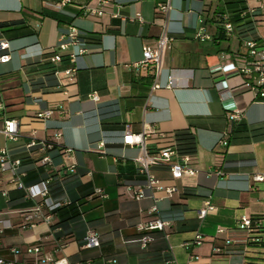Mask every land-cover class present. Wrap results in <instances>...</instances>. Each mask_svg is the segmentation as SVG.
Masks as SVG:
<instances>
[{
  "label": "crops",
  "instance_id": "1",
  "mask_svg": "<svg viewBox=\"0 0 264 264\" xmlns=\"http://www.w3.org/2000/svg\"><path fill=\"white\" fill-rule=\"evenodd\" d=\"M90 1L72 0L56 10L51 6L56 0H0V22L17 23L0 31L10 55L0 63V127L4 120H15L19 131L16 141L0 133V148L21 160L25 185L49 179V197L61 204L47 221L26 223L21 213L35 208L40 198L25 197L0 172V219L11 224L0 233V257H12L15 247L22 252L18 258H25V248L38 244L42 253L73 264H264V181L251 179L264 173V99L237 86L241 79L232 65L244 51V40L240 43L235 34L217 39L221 24L206 20L205 0H169L163 15L155 12L156 0H111L102 16L83 14L81 6ZM201 18L209 40L195 38ZM253 19L256 34L264 36V11L256 8ZM71 26L86 36L88 48L74 60L68 54L77 46L59 47ZM163 30L174 40L163 57L159 87L152 90L151 71L131 64ZM54 52L62 60L50 64L54 72L49 74L44 63ZM69 69L75 70L72 77L65 74ZM224 78L229 88L220 93L215 83ZM92 92L98 101L89 97ZM47 108L54 109L51 117L35 120ZM231 109L240 112V121L228 119ZM126 124L135 132L152 131L146 140L150 149L167 144L158 133L190 128L197 173L172 179L168 167H152L163 185H175L177 191L166 196L155 190V201L133 199L125 184L144 176L133 163L139 148L122 143ZM32 135L55 144L48 152L52 166L40 164L41 154L26 148ZM223 135L227 148L218 145ZM100 142L104 145L97 148ZM92 156L104 162L97 165ZM71 163L75 172L68 173ZM98 188L106 197L95 193ZM205 201L215 208L199 218ZM153 204L155 214L149 211ZM43 213L48 211L43 208ZM243 216L255 221L258 241L237 227ZM153 217L168 224L164 231H151L153 240L141 247L135 225ZM219 228L224 231L217 233ZM88 229L98 233V247H84ZM198 236L201 243L195 244ZM226 239L232 242L227 245Z\"/></svg>",
  "mask_w": 264,
  "mask_h": 264
},
{
  "label": "built area",
  "instance_id": "2",
  "mask_svg": "<svg viewBox=\"0 0 264 264\" xmlns=\"http://www.w3.org/2000/svg\"><path fill=\"white\" fill-rule=\"evenodd\" d=\"M94 1V4L91 3ZM90 2L81 6V10L85 15L102 16L105 12V7L111 0H91ZM211 2H219L221 0H205ZM246 1V10L242 13L252 15L254 17L256 8L264 11V0H254L257 4L252 5L249 1ZM72 0H56L51 6L60 10L65 5L70 4ZM170 9L169 0H156L155 2V12L157 15H163ZM217 18L222 20L221 26L226 35L233 34V25L229 21V15L218 14ZM201 25L198 31L195 33V38L200 41H205L211 39V35L205 30L203 25V19L201 18ZM174 38L169 35L165 30H163L156 39L154 46H147L142 52V57L140 60L131 64L134 69H148L153 74V84L151 89L154 90L159 87L157 81L160 70L163 64V57L168 49L171 48ZM75 45L78 47L76 52H70L68 54L71 60H74L75 56L78 54H83L88 51V48L79 39V34L74 27H69L66 33V39L63 40L59 47L61 50H66L70 46ZM8 43L4 40H0V63H6L10 59V55L5 50L8 49ZM244 51L242 53L236 54V61L232 65L233 73L240 77L241 82L237 85L239 89L248 91L253 94L255 99H264V36H257V38L245 39L243 41ZM222 58H229V54H223ZM62 60V56L59 53H52L50 61L52 63H58ZM74 69H69L65 71V74L72 77ZM172 81L170 80L167 87H171ZM217 90L222 93L225 89L229 88L226 78L219 80L215 83ZM89 97L93 101L99 100V95L96 92L90 93ZM4 108V105L0 103V110ZM60 110V109H59ZM54 109L47 108L37 112L34 116L37 121H45L49 119L53 114ZM61 112V110H60ZM228 119L232 122H238L241 120V114L238 110L231 109L228 114ZM152 131L143 127L142 131L135 132L130 129V124L125 125V130L122 136V143L124 145L136 146L139 148V154L133 158V163L135 164L136 172L139 175L144 176V180L141 182H130L125 184L127 193L135 200H141L146 197H151L154 201L156 197L153 191H162L166 196H172L173 193L177 191L175 185H163L158 178L152 173V167L166 166L172 179H179L183 176H192L197 173L195 164L193 161V156L190 154H179L175 147V137L174 133L165 134L158 133V136L166 140V145L150 149L146 140ZM0 133L3 134L8 140L16 141L19 137L18 124L15 120H4L2 127H0ZM60 134H55L58 137ZM104 143L100 142L97 148L103 147ZM218 145L227 148L229 146V140L226 135H223L219 141ZM27 149H36L40 154L38 159L39 163L42 165L52 166V159L48 155V152L55 148V144L48 139H36L33 135L26 143ZM65 152H71L70 148L65 149ZM103 153V151H100ZM66 170L68 173L75 172V164L71 163L67 166ZM0 172L8 176V182L12 184L16 189H21L24 191L25 197L35 198L39 197L40 202L38 205L30 211H25L21 213L22 218L26 223L32 222L36 219H41L47 221L50 218L49 212L57 209L61 204L51 201L49 197V189L47 186L48 180L41 181L40 183L34 185H25L23 178L26 176V172L21 170V160L12 159L10 157L9 151L6 147L0 148ZM217 175H221L222 171L220 169H215L213 171ZM253 182L264 181V173H255L251 177ZM95 193L101 197H106L105 192L102 189H96ZM3 195H6L5 190L2 191ZM43 208H45L48 213H43ZM214 206L209 202L205 201L203 208L198 210V217L204 218L209 212L214 210ZM151 213L155 214L157 212V207L153 204L149 210ZM1 214V212H0ZM0 233L4 229L11 227V224H3V220L0 219ZM168 224L167 221H163L159 217H153L147 221L139 222L135 225L136 231L139 233L137 241L140 243L141 247H146L148 243L153 240L151 236V231H164L165 226ZM237 227L245 232L247 238L251 241H258V227L250 217L243 216L237 222ZM223 228L217 229V233H222ZM167 236V235H166ZM84 247H98L100 245L99 235L96 231L88 229L83 237ZM232 242L231 239H226L225 243L228 245ZM195 244L201 243V237L198 236L194 240ZM189 244L185 243V246ZM10 252L12 257L4 258L0 257V264H73L64 257H53L49 254H44L41 251V247L38 244L27 246L24 250L25 258H18L22 254L19 248H11ZM191 258H197L195 255ZM173 262L169 260L168 263Z\"/></svg>",
  "mask_w": 264,
  "mask_h": 264
},
{
  "label": "trees",
  "instance_id": "3",
  "mask_svg": "<svg viewBox=\"0 0 264 264\" xmlns=\"http://www.w3.org/2000/svg\"><path fill=\"white\" fill-rule=\"evenodd\" d=\"M204 15L206 20H217L216 22L221 24L222 20L217 18V15L227 13L229 15V21L233 25V34H235L239 42L241 43L245 39H254L257 38L256 28H255V20L252 15L245 13L242 14L246 10V1L245 0H221L219 2H211L206 1ZM60 22L59 19H57ZM15 22H0V31H9L13 28ZM220 36L217 39H225L227 36L225 35L222 26H220ZM79 39L82 43L86 42V36L79 35ZM50 59L46 60L44 65L47 68H50L49 74H53L54 69ZM40 65V62L35 63ZM52 66V67H51ZM153 80V74L150 75ZM235 123V122H233ZM175 137V147L179 154H190L194 155L196 153V142L193 131L188 129L178 130L174 132Z\"/></svg>",
  "mask_w": 264,
  "mask_h": 264
},
{
  "label": "rangeland",
  "instance_id": "4",
  "mask_svg": "<svg viewBox=\"0 0 264 264\" xmlns=\"http://www.w3.org/2000/svg\"><path fill=\"white\" fill-rule=\"evenodd\" d=\"M91 158L93 159V163H96L97 165H100L101 163L104 162L103 160H97L96 156H92ZM3 196H5V195H3Z\"/></svg>",
  "mask_w": 264,
  "mask_h": 264
}]
</instances>
